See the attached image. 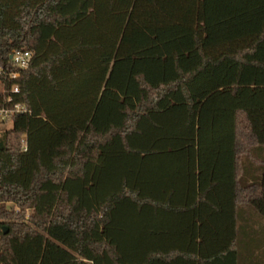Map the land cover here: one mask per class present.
Returning a JSON list of instances; mask_svg holds the SVG:
<instances>
[{"label":"trees","instance_id":"16d2710c","mask_svg":"<svg viewBox=\"0 0 264 264\" xmlns=\"http://www.w3.org/2000/svg\"><path fill=\"white\" fill-rule=\"evenodd\" d=\"M19 50L0 264H264L236 217L264 221V0H0V67ZM198 203L233 222L169 229Z\"/></svg>","mask_w":264,"mask_h":264},{"label":"crops","instance_id":"0c3cea01","mask_svg":"<svg viewBox=\"0 0 264 264\" xmlns=\"http://www.w3.org/2000/svg\"><path fill=\"white\" fill-rule=\"evenodd\" d=\"M171 163V161L169 162ZM180 165V171L181 169H185V173L183 172V177L187 174V169L186 166L182 165L181 163H178ZM184 164V163H183ZM170 171L172 169V166L169 167ZM182 172V171H181ZM185 180V179H184ZM187 180L181 183L180 187V193L183 192L185 195L189 194L188 192V187H187ZM191 190V189H190ZM182 193V194H183ZM196 212L195 216L194 211ZM219 210L226 211L227 213L229 212V206H222V209H219V206L216 205H201V204H196V205H184L180 204L177 205V209L175 210L176 212H179L178 218L173 217L172 214L169 213L168 218V223L169 224V229L170 230H175V229H186L187 227H192L195 226L196 228H199L201 226V223L206 220L207 222H210V224L218 225L221 224L220 222H224V225H228V223H232L233 219L230 218L232 217L231 215L227 214L225 219H222L217 215L216 211L219 212ZM237 226L239 229V235L240 237H249V236H257L262 233L260 228H264V221L256 220L255 218H252V211L250 210L249 206H238L237 207ZM208 217V218H206ZM175 232H169L171 237H169V241H178L182 240L185 242V238L188 239L189 236L185 233V235L182 236L181 232L177 233L176 235L174 234Z\"/></svg>","mask_w":264,"mask_h":264},{"label":"built area","instance_id":"2783aa9c","mask_svg":"<svg viewBox=\"0 0 264 264\" xmlns=\"http://www.w3.org/2000/svg\"><path fill=\"white\" fill-rule=\"evenodd\" d=\"M32 59L33 53L31 51H14L10 56V63L7 66L0 67L1 93L6 96V106L12 105V107L0 108V133L3 132L1 128L9 121L13 123V118L16 115L27 113L26 107L17 102V97L21 94L20 87L18 85H12L8 89L7 82L18 80L21 74L30 68ZM3 227L0 222V241L3 236Z\"/></svg>","mask_w":264,"mask_h":264},{"label":"rangeland","instance_id":"374dc122","mask_svg":"<svg viewBox=\"0 0 264 264\" xmlns=\"http://www.w3.org/2000/svg\"><path fill=\"white\" fill-rule=\"evenodd\" d=\"M13 128V123H12V121H9L5 126H3L1 129L3 130V131H5V130H11Z\"/></svg>","mask_w":264,"mask_h":264},{"label":"water","instance_id":"95a60500","mask_svg":"<svg viewBox=\"0 0 264 264\" xmlns=\"http://www.w3.org/2000/svg\"><path fill=\"white\" fill-rule=\"evenodd\" d=\"M7 233H8L7 227H3V235H7Z\"/></svg>","mask_w":264,"mask_h":264}]
</instances>
